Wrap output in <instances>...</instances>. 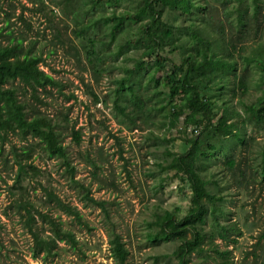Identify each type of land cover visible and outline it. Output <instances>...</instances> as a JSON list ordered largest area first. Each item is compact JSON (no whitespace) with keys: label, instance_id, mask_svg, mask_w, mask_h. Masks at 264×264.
<instances>
[{"label":"rangeland","instance_id":"obj_1","mask_svg":"<svg viewBox=\"0 0 264 264\" xmlns=\"http://www.w3.org/2000/svg\"><path fill=\"white\" fill-rule=\"evenodd\" d=\"M210 2L217 7L215 0ZM124 7L125 2L116 9ZM112 8L98 7L93 15L100 18L102 12ZM261 12L264 22V0ZM221 14L218 6L215 15ZM72 15L63 0H0L1 44L8 43L12 36L22 38L21 48L40 55L39 67L57 81L39 87V99L18 78L6 85L16 87L28 115L41 112L55 122L66 149L65 157L49 155L36 143V136L25 138L10 132L0 138V264H177L180 241H150L148 222L165 208L179 215L187 212L192 190L185 174L167 167L169 152L187 151L190 143L185 137L192 138L201 134L206 125H212L202 115L190 122L184 113L173 125H161L162 120H168L169 104L167 87H162L160 78L173 69L172 62L166 61L157 69L154 58L143 54V45L129 44L117 53L125 38L134 36L138 24L126 23L113 38L110 26L101 21L96 29L90 28L87 33L104 44L94 47L101 54L97 62L88 57L92 42L75 35ZM5 17L9 18L7 22ZM260 36L264 41V32ZM179 38L158 49L180 64L177 73L185 69L182 51L188 48L185 44L176 48ZM248 41L246 49L251 43ZM236 56L240 66L242 58ZM138 59H144L142 68L127 74L125 66L131 68ZM246 71L250 85L239 97L248 102L264 87V71L251 66ZM237 72H241L239 67ZM121 76H125V82H132L140 94L150 96L144 106L147 113L134 119L138 126L116 106L130 98V90L116 89V79ZM227 86L224 81V94L229 92ZM205 95L213 100L215 113L219 89L212 84V90ZM233 104L238 108L231 118L237 119L233 133L239 137L220 134L219 149L212 156H195L194 167L208 187L221 190L218 204L226 212L221 221L234 223L238 229H228L226 237H221L217 230L211 232V224L206 221L203 249L184 253V264H225L220 253L226 249L229 264L264 262V128L239 120L242 104L238 96L233 98ZM131 111L132 105H127L125 112ZM73 130L79 131V142L74 141ZM30 144L32 155L26 158L20 149ZM229 158L233 160L232 167L226 163ZM69 206L76 208L81 217L73 214ZM38 212L71 230L77 240L75 245L55 237L48 217ZM30 228L50 241L49 251L36 243ZM115 234L128 250L123 262L111 254L110 239Z\"/></svg>","mask_w":264,"mask_h":264},{"label":"trees","instance_id":"obj_2","mask_svg":"<svg viewBox=\"0 0 264 264\" xmlns=\"http://www.w3.org/2000/svg\"><path fill=\"white\" fill-rule=\"evenodd\" d=\"M210 1L213 0H63L65 7L73 13L75 35L92 42L88 57L92 56L97 62L101 61V54L94 47L100 46L102 42L94 34L87 33L90 28L96 29L101 21L103 25L110 26L109 32L113 38L115 32L121 30L126 23H136L138 29L134 36L125 38L124 45L118 46L117 53L122 52L129 44L143 45V54L154 58L157 69L162 68L166 61L172 62L173 69L160 78L162 87H167L166 99L169 104L166 114L168 120H162L161 125L163 122L173 125L182 113L187 115L190 122L195 121L196 115L205 116L212 125H206L201 129V134L196 133L192 138L185 137L190 143L187 151L169 152L170 160L167 167L182 175L185 174L192 190V201L187 212L179 215L176 210L165 208L148 222L150 229L147 237L150 241L175 239L180 241L176 250L179 254L177 264L185 263L184 253L203 249L201 244L206 235L207 229L204 226L206 221L211 224V232L217 230L221 237H226L228 229H238L234 223L221 221L220 217L226 213L218 204L222 199V192L213 185L208 187L202 173L194 167L195 156H212L219 149L220 134L228 133L239 137L238 133H233L237 119L231 120L238 111L233 104L235 96H238L242 104V117L239 120L251 121L264 128V87L254 100L246 102L243 96L239 97V94L247 92L250 85L246 71L249 66L264 71V41L260 36V33L264 32L261 12L263 0H215L217 7L220 6L222 9L220 16L215 15L217 7ZM124 2L126 7L117 10L116 6ZM108 5L113 7L110 12H102L100 18L93 15L95 9ZM5 19L7 22L9 18ZM1 29L0 27V35ZM94 31L96 30L92 32ZM177 36L181 41L176 44V48L181 49L184 44L188 47L185 51L181 50L185 69L178 73L176 68L180 64L158 51L161 44H166ZM248 40L251 43L246 49ZM21 47L22 38L19 37L12 36L6 44L0 42V138L6 137L10 132L18 133L25 138L28 135L36 136L38 138L36 143L49 155L65 157V145L55 128V122L41 112L28 115L25 103L17 97L16 87L6 85L9 80L18 78L30 87L34 98L39 99L36 94L39 87L57 83L52 74L39 67L40 55ZM236 55L242 58L240 66ZM143 64L144 59H138L131 68L125 66L126 73L139 72L136 68ZM238 67L241 72H237ZM124 79L125 76L116 79V89L130 90V98L125 104L116 106L120 112L128 115L133 125L138 126L134 119L140 113H147L144 112V106L149 103L150 96L140 94L132 82L127 83ZM224 81L228 83L226 88L229 89L225 94ZM212 84L219 89L220 97L215 113L213 100L205 95L212 90ZM127 105H132L130 113L125 112ZM151 106L155 108L154 105ZM72 136L75 142L80 141L79 131L73 130ZM32 149V144L22 146L20 154L26 158L31 157ZM17 162L21 169L20 160ZM226 163L229 167L234 165L232 158L226 159ZM30 167L33 168L32 165ZM262 174L264 175V160ZM49 195L54 196L51 192ZM68 209L81 217L76 208L69 206ZM38 213L43 218L48 217V214ZM48 222L55 237L65 238L75 245L77 240L71 230L62 228L60 222L50 215ZM30 231L36 243L49 251L50 241L32 228ZM110 242L111 254L119 262H123L128 250L121 237L115 234ZM220 254L223 256V263L229 264V250L221 251Z\"/></svg>","mask_w":264,"mask_h":264}]
</instances>
